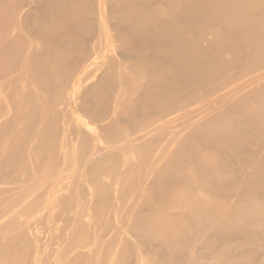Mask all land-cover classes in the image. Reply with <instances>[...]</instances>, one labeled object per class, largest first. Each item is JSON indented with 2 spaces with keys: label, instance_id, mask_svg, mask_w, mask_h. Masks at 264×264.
Instances as JSON below:
<instances>
[{
  "label": "bare ground",
  "instance_id": "6f19581e",
  "mask_svg": "<svg viewBox=\"0 0 264 264\" xmlns=\"http://www.w3.org/2000/svg\"><path fill=\"white\" fill-rule=\"evenodd\" d=\"M18 37L24 159L54 149L13 183L46 219L32 264H264V0H0ZM10 228L0 264L29 248L6 254Z\"/></svg>",
  "mask_w": 264,
  "mask_h": 264
},
{
  "label": "rangeland",
  "instance_id": "374dc122",
  "mask_svg": "<svg viewBox=\"0 0 264 264\" xmlns=\"http://www.w3.org/2000/svg\"><path fill=\"white\" fill-rule=\"evenodd\" d=\"M9 39H7L5 42L0 40L1 41L0 43H2V46L1 45L0 46L3 47V49H4L3 52L1 53V51H0V53L2 55H3V53L5 54V52H7V50H8V48H10V50H8V51L11 54V55L10 54L8 55L10 62L7 60L8 59L6 56L7 54L5 55V58H3V56H1V54H0V59H1L0 60V121L4 120L3 119L4 115H5V117H4L5 119H8V118L10 119V120H8V130H7V134L10 137V140L8 143L9 144L8 149H0V183H3V184L5 183L6 188H7L6 189L4 187L5 185H3V184L0 186V188H1L0 189V231L4 230V228L8 227V224H9V226H12L14 228V229L10 228V230L9 229L5 230L7 232V238L10 241V244L7 245L5 250H4L6 252V254L11 255L12 253H17L16 256H19L22 253V252H19L20 247H18L16 244L17 238L25 239V242L27 243V246L29 247L28 250L25 252L26 254H24V256H22V258L26 256L27 259L23 258L24 261H21L22 258L16 259L14 261L15 262L14 264H21V262H23V264H32V256H33L34 251L36 250L35 249L36 245L38 244V248H40V245H41L40 242L46 240V237H48L47 226H46V222H45L46 219L44 218V216H39V215L34 214L36 207L38 205L37 203L39 202V200H41L39 193H37V192L34 193V191L36 190L34 188V186H30L27 190H22V188H21V190H19L21 186H19V188L16 186L14 187L13 183H14V185H16V184L18 185L19 183L21 184L20 179H27L32 173H34L33 170H36V169L38 170L40 164L42 162H45V161H43V159L46 156L50 155V156L54 157V151H53L54 149H47V151L45 149L40 155V159L38 160L37 166L34 164L31 165L30 163H27L24 159L27 152L33 153L36 151V149H33V150L28 149L26 147V145L28 146V142L30 139V136L28 134V128L31 125V123H34L37 121V117H36L37 114L32 113V111L29 112V110H26L25 107L23 106V91L22 90H23L24 84L28 83V80H24L21 77L19 80V77L17 76V74L19 75L18 69H19L20 63H21L20 58L17 55H14V54L12 55V53L10 52L12 50V48H16L18 45H20L22 40L19 37L14 38V40H15L14 42L12 41V38H9ZM1 47H0V49H1ZM12 56H14V57H12ZM10 57H11V59H10ZM3 59L5 61H3ZM69 59L70 58L66 59V57H65L64 59L61 60V62L58 61L59 65L56 64V67H58V71L54 72L49 83H51L52 80H54L57 84H59V83L63 84V83H66L68 81L70 74L69 73L67 74L66 67L67 66L70 67V65H71V61L69 62ZM17 65H18V68H16ZM59 66H61L62 69ZM11 69L15 72H13ZM53 76H55V77H53ZM9 79L10 80L12 79V82L9 81ZM6 85H8V90H7ZM20 86H22V87H20ZM57 86H61V85L59 84ZM14 89H16L17 92H16V90L14 91ZM5 90L7 92H5ZM10 90H11V92H10ZM2 91H4V92H2ZM4 93L5 94L7 93V95H9V96H8V100H7V97H5L6 100H3L4 101L3 102V101H1V98H2V96L5 95ZM14 99H15V101H14ZM8 101L10 102L8 104V106L11 105L9 107L6 104V103H8ZM17 105H19V106H17ZM5 106H7L8 108H6ZM21 107H22V109H21ZM14 108H16V109H14ZM10 110H11V112H10ZM22 110L23 111L26 110L27 113L23 112ZM19 112L21 113V115L19 114ZM14 113H15V115H14ZM15 116L17 118L19 117V119L12 118ZM11 118H12V120H11ZM9 123H10V125H9ZM50 129H52L51 126H50ZM94 159H96V157ZM6 182H7V184H6ZM9 183L12 184V185H10L11 187L13 186L12 188H15V190H16L15 192H13L14 189H12V188L9 189V186L7 187V185ZM8 189L11 191H9ZM22 216L30 218V222L32 221L33 223H35V226H36L35 232L36 233L31 232L32 234L29 235L28 233H26L24 231V229L22 227V225L24 224V222L22 223L24 218ZM56 217H57V214H56ZM56 220H59V219L56 218ZM60 224L61 225L63 224V220H62V222H60ZM34 234H36V235H34ZM27 238H28V241H27ZM36 240H37V242H36ZM0 245H3V241H0ZM12 250H15V251L12 252ZM49 254H50L49 249H45L44 251H42V257L44 259L47 256H49ZM50 262H52V261L50 260Z\"/></svg>",
  "mask_w": 264,
  "mask_h": 264
}]
</instances>
